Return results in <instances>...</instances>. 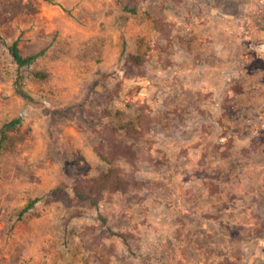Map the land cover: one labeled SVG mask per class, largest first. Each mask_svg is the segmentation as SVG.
<instances>
[{"label":"rangeland","instance_id":"1","mask_svg":"<svg viewBox=\"0 0 264 264\" xmlns=\"http://www.w3.org/2000/svg\"><path fill=\"white\" fill-rule=\"evenodd\" d=\"M123 1L0 0V264H264V0Z\"/></svg>","mask_w":264,"mask_h":264},{"label":"trees","instance_id":"2","mask_svg":"<svg viewBox=\"0 0 264 264\" xmlns=\"http://www.w3.org/2000/svg\"><path fill=\"white\" fill-rule=\"evenodd\" d=\"M144 0H124L123 6L124 9L131 13H139L141 11V4ZM165 3V2H164ZM164 6V5H163ZM154 25L156 29L160 32L161 35L164 37L170 38L171 37V30L170 24L161 18H154ZM9 50L11 55L13 56L14 61L23 69L24 67L33 65L36 61L42 56L43 53H37L33 55H24L21 48L19 41H15L13 44L9 46ZM148 56L147 52H143L137 55L132 56V60L135 64L142 65ZM23 82L24 77L20 75L18 80L20 86V92L23 96L27 97L26 91L23 89ZM144 118V117H142ZM18 120L13 121L8 126L15 127L18 124ZM130 133L138 132L133 127H128L127 129ZM115 130L111 128V132L103 131L102 134V143L99 150L100 155L105 158L107 161L112 163L111 157L105 154L104 148L108 149H115L120 148L122 154L130 153V147L116 138ZM129 185L127 178L124 176L123 171L119 167L112 166L106 172L102 173L99 177L94 178L92 181H84L80 182L74 186V194H71L70 191L67 189V185L65 183L61 184L60 186L56 187L52 190V193L61 198L69 207H73L75 203H78L82 206H89L93 205L103 194L107 192H118L125 190ZM34 202L29 204L25 211H29Z\"/></svg>","mask_w":264,"mask_h":264}]
</instances>
